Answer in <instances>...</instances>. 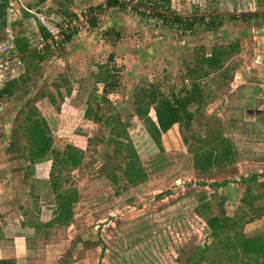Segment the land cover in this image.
Wrapping results in <instances>:
<instances>
[{
  "label": "rangeland",
  "instance_id": "rangeland-1",
  "mask_svg": "<svg viewBox=\"0 0 264 264\" xmlns=\"http://www.w3.org/2000/svg\"><path fill=\"white\" fill-rule=\"evenodd\" d=\"M106 1L0 16V264H264V0ZM161 101L187 112L159 148Z\"/></svg>",
  "mask_w": 264,
  "mask_h": 264
},
{
  "label": "trees",
  "instance_id": "trees-1",
  "mask_svg": "<svg viewBox=\"0 0 264 264\" xmlns=\"http://www.w3.org/2000/svg\"><path fill=\"white\" fill-rule=\"evenodd\" d=\"M160 1V0H159ZM163 1L164 5H169L170 0H161ZM9 2L8 0H0V16L4 15L5 12V7L8 6ZM118 4H120V0H107L106 1V6L107 7H116ZM161 17L167 18L165 14L160 13L159 14ZM176 21H182L180 17L174 18ZM204 19V17L202 18ZM96 21L93 20L92 24L96 25ZM195 24V21L189 22L186 26L187 27H192ZM43 37L45 39H49L51 36L48 33H43ZM236 46V45H235ZM230 51H233L231 49ZM210 63L213 68H218L221 64V59H219L218 55H213L210 57ZM7 92L6 89H2L0 91V97ZM154 101V100H153ZM187 112V107L186 104L184 103H178L177 105H172L171 102L169 101H161L159 106L157 107L156 111V120L152 122V124L147 128V131L151 138L154 140L156 145L159 148H162L161 144V136L163 133H165L168 129L172 127L173 124L180 122L182 119L181 116H183ZM184 113V114H183ZM36 131L34 133L35 135V142L38 145V152H36V155H44L45 152L48 151V149L51 147L49 139L46 137V133L44 132L45 129H41L39 122H36L35 124ZM119 143L118 145H122L123 142H117ZM228 146V143H227ZM130 149L129 154L134 160L135 158H138V153L135 149V147L130 144L127 146ZM228 150V149H227ZM229 151V150H228ZM70 162L72 163L73 166H77L79 164V159L77 158V152H70ZM207 159L206 161H210L211 157H203ZM202 158H197L196 164H201L205 160H201ZM200 166V165H199ZM128 174L131 177V180L133 183L138 182L140 179L144 178V171L143 168L139 165L136 166V163L132 162L130 160L129 165H128ZM143 174V175H142ZM138 176L137 178H134ZM78 192H71V191H64L58 192L57 197L59 198V205L61 207V210L59 209V215L62 214L66 209L68 214H72V205L74 202L77 201L78 199ZM208 225L212 228L213 233L216 234V232L222 227L223 221L219 216H213L208 220Z\"/></svg>",
  "mask_w": 264,
  "mask_h": 264
},
{
  "label": "water",
  "instance_id": "water-1",
  "mask_svg": "<svg viewBox=\"0 0 264 264\" xmlns=\"http://www.w3.org/2000/svg\"><path fill=\"white\" fill-rule=\"evenodd\" d=\"M243 82V78L241 77V75L239 73L236 74L235 80L232 83V89L236 88L237 85H239L240 83Z\"/></svg>",
  "mask_w": 264,
  "mask_h": 264
},
{
  "label": "crops",
  "instance_id": "crops-1",
  "mask_svg": "<svg viewBox=\"0 0 264 264\" xmlns=\"http://www.w3.org/2000/svg\"><path fill=\"white\" fill-rule=\"evenodd\" d=\"M256 97H258V96H256ZM260 98H263V97H260ZM42 163L44 164V162H42ZM45 173H46V172L44 171L43 175H44ZM48 173H49V172H48ZM37 176H38V177H41L40 174H38ZM43 177H44V176H43ZM2 207H3V206L0 205V212H1L2 209H3ZM17 210H20V209H17ZM19 223H20V222H19ZM20 224L22 225V223H20ZM2 241H3V240H2ZM5 257H7V256H5Z\"/></svg>",
  "mask_w": 264,
  "mask_h": 264
}]
</instances>
